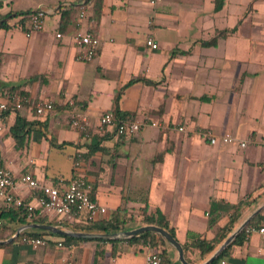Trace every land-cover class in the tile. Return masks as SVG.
I'll use <instances>...</instances> for the list:
<instances>
[{"label":"crops","instance_id":"crops-1","mask_svg":"<svg viewBox=\"0 0 264 264\" xmlns=\"http://www.w3.org/2000/svg\"><path fill=\"white\" fill-rule=\"evenodd\" d=\"M94 4L0 0L1 16L45 11L42 29L30 36L29 22L12 27L18 19L0 28V93L10 99L27 95L34 109L39 102L52 105L41 116L32 105L21 112L32 125L19 149L12 134L18 113L1 118L0 166L10 171L13 194L25 202L32 201L21 182L25 174L43 186L60 187L78 173L89 181L91 195L106 215L125 208L142 219L159 210L187 263L203 264L248 217L249 223L258 215L264 222V0H162L154 5L148 0H102L99 16ZM62 9L68 17L61 24ZM77 33L99 39L90 63L75 58ZM148 38L158 49L146 46ZM115 106L135 120L167 126L117 136L112 128L99 127L102 113ZM214 109L223 119L219 131L204 124ZM81 117L86 125L73 127ZM206 131L234 142L211 145ZM241 141L246 148H240ZM89 146L97 148L89 152ZM244 200L242 220L211 256L201 259L191 243L212 240L215 229L228 222V215L221 214L208 227L210 202L235 205ZM32 225L12 224L15 232H41ZM129 227L127 231L142 224ZM41 238L47 244L37 248L0 240L5 242L0 244V264H143L149 250L129 239L58 247L63 237ZM167 251L179 263L176 251ZM222 261L264 264V238L244 236L217 264Z\"/></svg>","mask_w":264,"mask_h":264},{"label":"built area","instance_id":"built-area-1","mask_svg":"<svg viewBox=\"0 0 264 264\" xmlns=\"http://www.w3.org/2000/svg\"><path fill=\"white\" fill-rule=\"evenodd\" d=\"M162 0H148L151 5L160 3ZM84 8H81L80 17H83ZM45 17V11L42 9L33 11L29 15L30 28L26 36L38 32L42 29V21ZM60 38V35H56ZM74 43L77 49L76 60L83 63H90L96 54L99 46V39L92 33H77L74 37ZM147 47L152 50L158 49V45L151 38L146 39ZM28 98L10 99L0 93V120L5 113L17 111L22 104L28 103ZM52 110L49 102H39L35 105V112L41 116ZM87 121L85 117L78 118L72 123L73 127L83 128ZM167 126L166 122L158 120H135L123 119L117 117L112 112H104L99 118V127L102 129L112 128L117 136H132L137 134L145 127L163 129ZM178 131H183L179 127ZM204 137L211 145L217 143L228 144L234 142V139L228 135L215 137L210 131H206ZM240 148H246V142L239 143ZM79 167V163L75 164ZM21 182L28 188L32 201L26 205L28 212H38L40 216H57L70 217L75 211L80 212L88 221L105 216L107 210L101 206L96 200L91 199L92 186L89 181L82 175L76 173L66 184L60 187L43 186L30 174H25L21 178ZM14 183L9 170L0 166V202L6 206L20 207L23 200L15 197L13 194ZM1 224V223H0ZM253 234H258L264 238V223L250 225L245 228V237L249 238ZM24 245L31 247H44L47 241L42 238H27L21 240ZM62 247V243L57 244ZM149 249V248H148ZM52 264V263H48ZM64 264V263H63ZM143 264H161L158 254L153 250H148L145 255ZM221 264H224L222 261Z\"/></svg>","mask_w":264,"mask_h":264},{"label":"trees","instance_id":"trees-1","mask_svg":"<svg viewBox=\"0 0 264 264\" xmlns=\"http://www.w3.org/2000/svg\"><path fill=\"white\" fill-rule=\"evenodd\" d=\"M88 3V2H87ZM102 0H95L94 4V11L97 13V16L100 15ZM33 11H26V12H18L14 14H8L5 16L0 15V28H8L9 22L14 19H18L16 22L13 23L12 27H22L29 22V15H31ZM60 23L62 24L68 17V12L61 10L60 13ZM28 32V31H27ZM211 43H204V45H211ZM134 81H131L133 83ZM20 98H27V95L21 94ZM118 95L115 97V103H117ZM30 105L33 106L34 104L31 102L24 103L21 107L15 111L18 113L16 117L14 126L12 128V134L15 141V149H19L24 142V137L26 135V129L31 126L30 122L26 121L23 112L25 108L29 107ZM113 110L106 111L112 112L117 117L126 118V119H134V115L129 113H122L118 110L117 106H115ZM6 114V113H5ZM4 114V115H5ZM39 124V123H37ZM62 145H55L56 147H62ZM97 147H88L89 152L93 151ZM76 162V161H75ZM91 199H93L91 195ZM28 202L23 201L20 207L14 206H6L1 202L0 205V240H8L11 236L14 235L15 229L13 228L12 224H39V225H51L58 227L60 229L70 230L72 232L78 233H93V234H108V233H118L124 232L130 229V225L135 223V218L132 214L128 213L125 208H118L117 210L113 211L109 215H105L95 219L94 221H88L83 214L80 212H74L70 217H58V220L55 222H50L47 220V216H40L37 211L30 213L27 210ZM247 207L246 201H240L238 204L230 205L225 204L223 202H210V211L209 216L210 220L208 222V227H214L220 218L221 214L228 215V222L224 228H216L215 236L212 240H205L204 238H196V240L191 243V247H193L198 253L201 259H204L207 256H211L213 252L216 250L217 246L223 241L224 238L232 231L234 225L242 220V215L244 210ZM259 215L254 218L248 226L256 225L261 223L259 221ZM142 226H155L161 228L168 232L174 239L175 234L174 230L168 226V223L164 216L161 214L159 210H156L154 213L151 214H143L142 219L139 221ZM264 223V222H263ZM42 234H48L47 232L41 231L37 233L29 234L28 232L20 233L16 238H14L13 242H20L22 238H41ZM245 236V229L242 230L236 239L232 242V244L226 247L221 254L216 258L211 264H217V262L221 261L230 251L233 245L241 244L244 240ZM81 239L76 238H63L62 244L66 246L73 245L77 242H82ZM101 243H106V241L96 240ZM128 241H138L144 246L148 247L150 250L155 251L159 258L161 264H179L173 263L170 259V255L168 254V248H171L170 245L166 242V240L158 234L146 232L143 234L136 235L130 238ZM111 243L117 242L109 241Z\"/></svg>","mask_w":264,"mask_h":264},{"label":"water","instance_id":"water-1","mask_svg":"<svg viewBox=\"0 0 264 264\" xmlns=\"http://www.w3.org/2000/svg\"><path fill=\"white\" fill-rule=\"evenodd\" d=\"M251 217H248L245 221H243V223L238 227V229L232 235H230L228 239L220 246V248L203 264H211L216 258H218L221 252L232 242V240L242 230H244L247 227ZM31 227L37 230L45 231L47 233L63 237V238H76V239H82V240H102V241L104 240H107V241L127 240L136 235L143 234L146 232H151V233H155L163 237L166 240V242L176 251L177 261L179 262V264H189L185 260L182 246L178 243V241L174 239L165 230L155 227V226H142V227H139L131 231L108 233V234L78 233V232H72L70 230L60 229L58 227L51 226V225L34 224ZM23 229L24 228L17 229L15 234L5 242L11 243L13 239L16 238L22 232ZM5 242H0V244L5 243Z\"/></svg>","mask_w":264,"mask_h":264},{"label":"rangeland","instance_id":"rangeland-1","mask_svg":"<svg viewBox=\"0 0 264 264\" xmlns=\"http://www.w3.org/2000/svg\"><path fill=\"white\" fill-rule=\"evenodd\" d=\"M211 113L212 114H211L210 118H208V119L205 118L204 119V124H207V123L211 124V125H213L216 128L217 131H219L220 130L219 126L221 125V122H222L223 119L218 116L217 110L215 111V109H214L213 112H211ZM67 163L65 165H63V166H66L65 168H68V166H67L68 164ZM130 214H132L134 216V218H135V223L134 224L138 223L141 220V218H139L140 215L135 214V213H130Z\"/></svg>","mask_w":264,"mask_h":264}]
</instances>
